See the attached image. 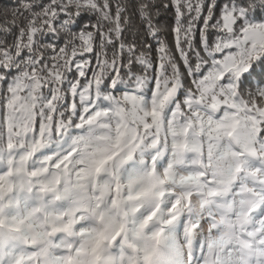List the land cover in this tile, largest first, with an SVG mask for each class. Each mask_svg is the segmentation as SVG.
I'll use <instances>...</instances> for the list:
<instances>
[{
    "label": "snow or ice",
    "instance_id": "obj_1",
    "mask_svg": "<svg viewBox=\"0 0 264 264\" xmlns=\"http://www.w3.org/2000/svg\"><path fill=\"white\" fill-rule=\"evenodd\" d=\"M0 264H264V0L0 10Z\"/></svg>",
    "mask_w": 264,
    "mask_h": 264
},
{
    "label": "trees",
    "instance_id": "obj_2",
    "mask_svg": "<svg viewBox=\"0 0 264 264\" xmlns=\"http://www.w3.org/2000/svg\"><path fill=\"white\" fill-rule=\"evenodd\" d=\"M17 2H18V0H0V10L10 9Z\"/></svg>",
    "mask_w": 264,
    "mask_h": 264
}]
</instances>
